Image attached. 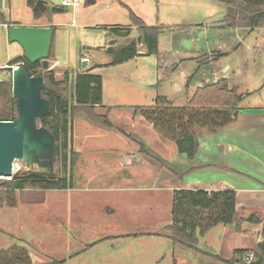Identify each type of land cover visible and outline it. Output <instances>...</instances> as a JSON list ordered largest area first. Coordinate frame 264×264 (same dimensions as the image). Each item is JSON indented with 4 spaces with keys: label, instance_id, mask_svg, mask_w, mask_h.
I'll list each match as a JSON object with an SVG mask.
<instances>
[{
    "label": "crops",
    "instance_id": "crops-1",
    "mask_svg": "<svg viewBox=\"0 0 264 264\" xmlns=\"http://www.w3.org/2000/svg\"><path fill=\"white\" fill-rule=\"evenodd\" d=\"M43 1L46 12L39 18L33 16L32 19L24 22L10 20L8 24L51 25L53 35L50 49H52L54 36L57 32L55 27L61 24L55 19V15L73 6H64L61 3L49 6L46 0ZM200 1L185 0L182 5L190 8L192 3ZM200 3V8H203L202 21L183 20L185 24L179 25L161 24L159 8L155 12V24L149 25L128 9L131 23L114 25L110 31L104 28L105 41L102 45L94 44V42H79L75 48V53L80 55L79 59L87 60L86 67L79 65L78 72H89L101 77L102 103L88 110L99 115L100 112H105L111 126L93 123L85 111L79 112L80 116L87 120L82 122L89 124V131L84 132L81 142L73 146V149L79 152L82 157L80 169L87 165L92 167L90 175H86L77 184L72 182V187L67 189L17 191L16 204L21 197L20 194L26 192H55L58 196L60 193H67L70 197L85 196L86 198L87 196L100 195L102 201H100L98 210L95 211L96 217L100 219L107 217L111 228L118 226L117 215L123 220L125 216L130 215V219L136 222L133 229L126 228L121 231L116 228L117 232L108 231L98 234L95 238H90L95 240L85 243L81 250H86L89 246L90 249H93L91 246L96 243L102 245L108 242L110 244L113 242H122L121 244H123L124 242L127 243L126 246L130 245L128 248L131 251L137 250V259L135 260L137 264H160L167 258L168 264H184L187 259L176 248L194 251H200V249L197 247V243L194 248L174 245L167 237L166 227L171 223L172 192L176 189H203L206 191L231 189L235 191V206L237 218L240 221L238 228H235L237 223L234 222L230 225H222L217 232L229 231L232 233L234 231L237 233L235 244L241 249L252 250L262 240L261 232L264 223V97L262 90L254 92L257 90L258 83L262 82V80L259 81V74L262 75V73L259 72L260 69H256L255 74H252L253 68H249L247 61L254 58L248 59L247 55L241 51V44L245 41L246 34H253L261 29L264 38V27L248 30L227 25L224 18L236 16L234 7L223 3L220 8L222 12L215 15L209 13L207 1L204 3L202 0ZM156 5L160 6V0H156ZM52 8H56L57 11L52 14L48 13V10ZM138 19L137 23L141 22L147 26H165L166 28L160 34L168 32L170 47L167 49L161 47L159 34L157 52L147 53L144 37L139 29L140 25L136 23ZM6 21L8 20L6 19ZM70 21V25L76 26L74 12H72ZM4 25L6 24H0L1 27ZM113 28H118V30H113ZM126 28L130 29L128 34H126ZM84 30L81 28V32H85ZM90 39L93 41L94 37ZM130 40L136 42V56L121 64L110 65L112 54L108 52V49L120 47ZM258 40L260 39H255V43H258ZM57 50L54 48L52 52L55 55V60L51 68L59 66L56 58ZM97 51H101L105 55H99ZM214 51H220L221 56L201 67L188 81L189 76L195 71L191 72L193 68L189 66L192 60L201 55H210ZM165 55L173 56L171 59H166ZM129 63L134 64L132 71L126 68ZM123 67L125 68L122 69ZM248 68L249 74H247ZM67 70L72 71L69 68ZM114 74H118V83L125 85L120 86L115 94L109 96V99L106 98L104 77ZM220 79H227L229 86L236 87L240 93L249 92L250 96L241 102V110L234 122L215 133L198 130L197 152L191 159L185 153L178 152L174 142L162 137L140 115L131 113V117L127 115L125 118L120 117L115 121L110 119L112 110L119 106L117 104L120 102L116 104L115 101H118L120 96H123L124 100L130 99L129 104L134 105H123L130 108L152 105L157 95L168 97L174 101L175 105H182L185 103V94L191 95L197 87L217 82ZM128 83L134 85L136 93L133 91V87L128 86ZM246 87L254 89V94H251L252 92L248 91ZM242 89L246 90L242 91ZM140 102L148 104L140 105L138 104ZM121 121L129 127L117 128V123ZM87 140L90 141L88 144L84 142ZM109 140H113V142L107 143ZM41 197L38 196L43 206L44 199ZM75 202L77 203V201ZM79 206L81 205L79 204ZM120 209L122 210L120 211ZM75 210L78 209L75 206L74 208L70 206V217H74L73 222L76 224L74 227H78L76 234L80 236L79 230L84 231L83 225H80L82 215ZM61 214L63 217L59 219L64 226L67 218H64V211ZM83 216L88 220L86 214ZM251 216L254 221L248 220ZM67 217L69 219L68 213ZM218 226L220 225L213 228ZM207 232L205 234H208ZM163 240L166 243L163 244ZM170 243L173 248L166 250L164 246ZM233 250L232 248L231 254H233ZM230 255L224 258H230L232 256ZM100 257L104 258L105 262H110L112 253L105 252ZM126 258L128 259L127 256ZM55 261H65V259Z\"/></svg>",
    "mask_w": 264,
    "mask_h": 264
},
{
    "label": "rangeland",
    "instance_id": "rangeland-1",
    "mask_svg": "<svg viewBox=\"0 0 264 264\" xmlns=\"http://www.w3.org/2000/svg\"><path fill=\"white\" fill-rule=\"evenodd\" d=\"M46 1L49 6L52 4L60 5L61 3V0ZM206 1L209 6L207 9L210 14L214 13L217 15L222 12L220 9L223 5L222 2L217 0ZM206 1L204 0V3H206ZM79 2L80 4L76 8L68 7L66 8V11L56 13L55 15V19L61 24L55 27L57 32L54 36V46L52 44V49H50L51 51L47 59L50 67H52V63L55 60V55H53L52 52L54 48H57L56 58L59 62V66L57 65L51 69L54 71L55 79L58 81H63L64 73L67 71V68L72 70L73 73L79 71L77 69H79L82 60L79 59L80 55L75 53V48L78 46L77 44H79V42H94V44L102 45L105 41V36L103 34V32H105L104 28H106V30L109 29L108 31H110V28L114 25L131 23V19H129V10L135 15L141 17L144 23L148 25L155 24V12L158 8L160 11L159 18L160 22H162L161 24L179 25L181 23L185 24L183 23V20L188 21L192 19H194L193 22H200L202 21L201 19L203 16V8H200V2H202V0L200 2L192 3L190 8L182 5L185 0H160L159 7L156 5V0H79ZM2 12L5 19L8 21L17 20L24 22L33 17L32 9L28 5L27 0H4ZM72 12H74L76 26L70 25ZM81 28H84L85 32H81ZM261 30L254 32L253 34L248 33L245 35V41L241 44V51L247 55L248 59H251L252 57L254 58L247 61L249 68H253L252 74H255L256 69H260L259 72H261L262 75L259 74V81L262 80V82L258 83L259 85L256 87L257 90L254 92L257 93L258 90H262V95L264 97V38L262 37ZM168 35V32L160 34L161 47L166 49L170 47ZM91 37H94L93 41L90 39ZM255 39L260 40L257 41L258 43H255ZM256 44H258L257 47ZM97 53L99 55L104 54L101 51H97ZM22 54V48L16 42H9L6 38L5 28L0 26V81L10 78L9 71L2 68L5 63V65H9L7 63L8 59L21 56ZM172 56L173 55H165L164 57L166 59H171ZM133 66V63H129L126 68L132 71L134 69ZM189 66L193 68L191 71L193 72L197 67L196 60H192V63L189 64ZM124 68L125 67L122 69ZM249 68L247 74L250 73ZM37 71L38 73H43L42 71L45 70L40 67ZM117 78L118 74L106 75V77H104L106 98H109V96L111 97L116 93V90L119 89L120 86L122 87L125 85L124 83H118ZM63 85H65V83ZM128 86L133 87L134 85L128 83ZM248 88L249 87H246V89ZM71 89V83H66V95L71 92ZM246 89H242V91ZM253 90L248 89V91L252 92L251 94H254ZM133 91L136 93L135 87H133ZM135 93L133 94L136 95ZM117 100L118 101H115V103H120L117 104L119 105L118 107L112 110L110 114L111 121H115V119H119L120 117L125 118L127 115L131 117V113L133 114V106L131 108L123 106L134 105L129 104L130 99L124 100V97L120 96ZM138 104L142 105L148 103L140 102ZM104 113L105 112H100V115ZM80 115L81 113H76L72 119V141L71 143H68V149H71L73 152H68V163L66 165V171L69 172V170H71L72 172L71 182L74 184H77L78 181H82L86 175H90L92 168L87 165L80 169L79 165L82 161V157L79 152H76L73 149V146H76L81 142L84 132L89 131V124L87 122H82L87 120H84L85 118ZM124 126L129 127V125H124L123 121L116 125L117 128H123ZM157 132L163 136L161 132ZM84 142L88 144L90 141L87 140ZM111 142H113V140L107 141V143ZM59 168H62V166L53 163V168L49 171L47 167L39 166L36 162L28 163L22 160H17L14 166V172H24L27 170L47 171L58 176L60 175ZM20 195L21 197L14 207L0 208V251H8V249L13 248L14 246L24 247L28 251L32 264H45L63 259H65V261H63L62 264H137V262H135L137 259V250L131 251L130 248H128L130 245L126 246L127 243L124 242L123 244H121L122 242H113L112 244L108 242L102 245L96 243L91 246L93 249H90L89 246L86 250H81V247L83 248L85 243H91L95 240L94 238L95 236L97 237L98 234H103L108 231L117 232L116 228L121 231L126 228L130 230L133 229V226L136 223L130 219V215L128 217L125 216L124 220L120 219V216L117 215L116 222L118 223V226L111 228L107 217H103V219L96 217L94 215L95 211L98 210L100 201H102L100 195L87 196V198L85 196L70 197L67 193H60V196H58L55 192H26ZM38 196H42L41 198L44 199L43 206ZM104 200H106V198H104ZM75 201H77V203ZM79 204L81 206H79ZM70 206L73 208L75 206V208L78 209L75 211L82 215L80 218V222L82 221V223L80 225H83L84 231L82 232V229L79 230L80 236L76 234L78 227H74V225L76 226L73 222L74 217H70ZM121 210L122 209H120V211ZM62 211H64L65 214L64 218H67L66 225L64 226L59 219L63 217L61 214ZM83 214L87 215L88 220ZM219 225L220 226L217 228L212 227L211 230L207 232L208 234L198 235L197 247L200 251L190 249L179 250L180 248H176L181 254L185 255L187 260L184 264H223L220 260L216 259L214 255H219L224 258L232 253V248L234 250L241 249L235 244L238 234L234 231H232V233L229 231L225 233H222L221 231L217 232L224 224ZM92 237L94 238L90 239ZM164 243L166 242L163 240V244ZM171 243L164 246L166 250L168 248H173ZM105 252L112 253V260L110 262H105V259L100 257V255ZM123 254L130 260H128ZM6 262H8L6 256L0 254V264ZM147 262L152 263L151 261ZM160 264H168V258L167 260L164 259V261H161Z\"/></svg>",
    "mask_w": 264,
    "mask_h": 264
},
{
    "label": "trees",
    "instance_id": "trees-1",
    "mask_svg": "<svg viewBox=\"0 0 264 264\" xmlns=\"http://www.w3.org/2000/svg\"><path fill=\"white\" fill-rule=\"evenodd\" d=\"M37 0H27L32 8L33 16L39 18L46 10L36 9ZM224 4L234 6L236 16H227L224 22L230 26H238L248 30L264 27V0H218ZM56 8L48 10V13L56 12ZM139 21L136 20V23ZM3 12L0 10V24H8ZM139 29L143 30L144 44L147 53L157 52L158 35L165 26H147L143 23ZM168 29H170L168 27ZM172 29V28H171ZM177 29V28H175ZM118 30V28H113ZM126 34L130 32L126 28ZM141 37V36H140ZM139 37V38H140ZM112 55L110 65L120 64L136 56V42L109 48ZM50 54V53H49ZM48 54V55H49ZM221 56L220 51H214L210 55H201L195 58L197 68L188 78V81L203 66L209 64ZM23 61L34 75L43 77L42 96L50 101V113L39 122L48 129L55 138V153L53 163H57L60 175H54L47 171H16L10 179H0V208L14 207L16 205V192L23 190H52L71 188L73 183L72 172H67L68 143L72 141V119L76 113L84 112L93 123H100L110 127L111 123L107 114H94L88 110L102 103L101 77L89 72L65 71L63 81L71 83V92L66 95L63 81L56 80L52 69L38 73L41 67L40 61L30 64L23 55L14 57L8 61L11 65ZM67 92V91H66ZM185 103L175 105L173 100L166 96L157 95L154 104L147 106H134V115H140L151 126L163 134L162 137L174 142L177 151L185 153L191 159L195 156L198 147V130L215 133L221 128L235 121L241 110L240 104L248 96L249 92H238L236 87H231L227 79L197 87L191 95H184ZM17 115L15 99L12 97L11 81H0V120H13ZM75 154V153H72ZM236 193L231 189L206 191L203 189H176L172 192L171 223L166 227L167 237L174 245L186 248H194L198 235L205 234L218 224L230 225L240 223L237 218L235 206ZM248 220H253L249 217ZM256 221V220H255ZM262 240L254 249H236L230 258L214 257L223 264H264V223L262 228ZM253 252L254 259L246 263L244 257ZM7 258L4 264H32L28 251L24 247L14 246L8 251H0ZM63 261H53L45 264H62Z\"/></svg>",
    "mask_w": 264,
    "mask_h": 264
},
{
    "label": "water",
    "instance_id": "water-1",
    "mask_svg": "<svg viewBox=\"0 0 264 264\" xmlns=\"http://www.w3.org/2000/svg\"><path fill=\"white\" fill-rule=\"evenodd\" d=\"M3 1L0 0V10ZM43 2L37 0L36 9L43 10ZM4 28L7 40L22 48V55L28 63L40 61L43 70L51 69L47 59L53 35L51 25L6 24ZM81 65L85 68L87 60L82 59ZM2 68L10 73L17 115L13 120H0V179L12 177L17 160L36 162L51 171L55 138L39 122L50 113V101L42 96L43 77L32 74L26 65L14 69L5 65Z\"/></svg>",
    "mask_w": 264,
    "mask_h": 264
},
{
    "label": "built area",
    "instance_id": "built-area-1",
    "mask_svg": "<svg viewBox=\"0 0 264 264\" xmlns=\"http://www.w3.org/2000/svg\"><path fill=\"white\" fill-rule=\"evenodd\" d=\"M61 4L64 5V6H73V7H75V6L79 5L80 2H79V0H62ZM24 65L25 64H24L23 61H18L16 63H13V64L9 65V66L12 69H14V68H18V67H21V66H24ZM253 257H254L253 252H250L244 257V261L246 263H249V262H251L254 259Z\"/></svg>",
    "mask_w": 264,
    "mask_h": 264
}]
</instances>
